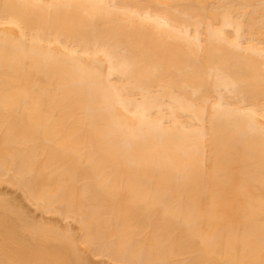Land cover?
<instances>
[{
	"label": "bare ground",
	"instance_id": "obj_1",
	"mask_svg": "<svg viewBox=\"0 0 264 264\" xmlns=\"http://www.w3.org/2000/svg\"><path fill=\"white\" fill-rule=\"evenodd\" d=\"M211 1L0 0V182L98 256L264 264V6ZM55 230L0 201V264Z\"/></svg>",
	"mask_w": 264,
	"mask_h": 264
},
{
	"label": "rangeland",
	"instance_id": "obj_2",
	"mask_svg": "<svg viewBox=\"0 0 264 264\" xmlns=\"http://www.w3.org/2000/svg\"><path fill=\"white\" fill-rule=\"evenodd\" d=\"M214 1L217 2L216 0H213V2L211 1L209 3L210 4L215 3ZM239 1L240 0H238V2ZM249 1L254 2L257 8L258 7L261 8L264 6V0H249ZM255 1L257 4L255 3ZM238 2L235 3L234 1H231V0H219V3H221L219 6L220 7L221 6L230 7L231 5L238 4ZM210 4L208 6L211 9L212 7L213 9H216L218 7V6H215L216 8H214L213 4H211L212 6L211 7ZM218 4L215 3V5H218ZM247 6H250V5H247ZM255 6L254 8L250 7L251 10L253 9L254 11ZM263 20L258 21V24L261 21L263 22ZM262 22L260 24H262ZM263 26H264V23H263ZM0 201L4 202L5 204H8L12 208H14L16 211L21 213L24 221H28L30 223L38 224V225L42 224L46 227H52L54 228V230L56 229L57 231L56 230L55 231L60 235L70 234L72 236L70 238L71 239L73 238L74 240L73 239L72 240L76 244L77 257H78L79 264H123V263H118L116 261H113L105 255L98 256L96 255V253L85 248L84 245L80 241L81 240V229L77 221L70 219V218H66L58 213L50 214V213L42 211L41 209L36 208V206L31 201L27 200V198L24 196L23 192L19 188L12 186L5 182H0Z\"/></svg>",
	"mask_w": 264,
	"mask_h": 264
}]
</instances>
